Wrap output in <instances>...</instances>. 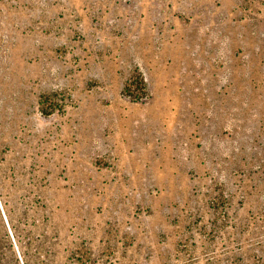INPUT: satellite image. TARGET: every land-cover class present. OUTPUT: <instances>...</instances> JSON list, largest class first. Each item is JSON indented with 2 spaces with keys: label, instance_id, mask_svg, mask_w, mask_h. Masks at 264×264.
I'll use <instances>...</instances> for the list:
<instances>
[{
  "label": "rangeland",
  "instance_id": "374dc122",
  "mask_svg": "<svg viewBox=\"0 0 264 264\" xmlns=\"http://www.w3.org/2000/svg\"><path fill=\"white\" fill-rule=\"evenodd\" d=\"M4 264H264V0H0Z\"/></svg>",
  "mask_w": 264,
  "mask_h": 264
},
{
  "label": "trees",
  "instance_id": "16d2710c",
  "mask_svg": "<svg viewBox=\"0 0 264 264\" xmlns=\"http://www.w3.org/2000/svg\"><path fill=\"white\" fill-rule=\"evenodd\" d=\"M5 259H3V255H2V252H1V249H0V264H4V261Z\"/></svg>",
  "mask_w": 264,
  "mask_h": 264
}]
</instances>
